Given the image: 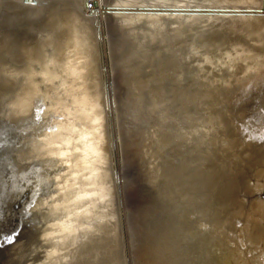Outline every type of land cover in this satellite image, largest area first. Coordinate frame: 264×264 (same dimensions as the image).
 I'll use <instances>...</instances> for the list:
<instances>
[{
  "label": "rangeland",
  "instance_id": "obj_1",
  "mask_svg": "<svg viewBox=\"0 0 264 264\" xmlns=\"http://www.w3.org/2000/svg\"><path fill=\"white\" fill-rule=\"evenodd\" d=\"M105 2L102 19L112 51L110 77L118 116L119 158L112 160L117 189L112 188L99 206L82 213L71 225L75 253L82 259L90 258L95 251L100 256L97 263L106 264H122V258L127 260L124 264H206L205 225L196 224V217L201 215L204 194L200 189L205 173L195 161L204 154L205 109L201 105L190 109L169 95L170 88L162 83L157 55L161 48L148 47L147 40L140 38L150 25L149 19L134 12V17H113L109 2L108 6ZM124 19L130 20L125 23ZM63 22L64 32L55 53L43 55L33 44L24 47L22 61L7 59L0 63V124L4 125L0 147V240L7 242L19 228H25L26 232L22 230L17 237L26 236L24 240L33 246L31 252L38 237L30 234L24 224L37 221L44 208L40 197L63 172L95 158L88 153L93 138L88 134L91 111L82 106V116L75 117L73 109L81 107L76 100L91 69L95 77L88 85L100 87L102 81L99 59L96 61V31H92L90 17H65ZM73 28L80 33L72 35ZM95 37L97 40L96 33ZM118 37L124 40L118 42ZM64 39L68 42L65 47L61 44ZM129 107L132 113L124 110ZM62 124L71 132L67 128L69 132H64L63 138L50 139ZM99 142L106 145L105 138ZM116 212L123 232L119 253L109 256L117 251L113 247L118 239ZM101 224L108 226L107 234L99 229ZM91 227L97 232L87 237L84 233ZM83 242L87 247H82ZM1 247L0 243L2 251Z\"/></svg>",
  "mask_w": 264,
  "mask_h": 264
},
{
  "label": "bare ground",
  "instance_id": "obj_2",
  "mask_svg": "<svg viewBox=\"0 0 264 264\" xmlns=\"http://www.w3.org/2000/svg\"><path fill=\"white\" fill-rule=\"evenodd\" d=\"M9 1L0 0V9L11 8L13 3ZM54 1L60 2L63 18L84 16L93 21L99 17L102 45L95 39L93 28L92 31L102 81L100 87L88 85L95 77V70L91 69L81 96L74 98L81 107L73 109L75 117L82 116V106L91 111L88 134L93 138L88 153L95 158L89 164L63 172L47 194L40 197L44 208L37 221L35 218L36 222L24 224L30 234L38 237L28 264H106L97 263L100 256L95 251L93 256L89 255L91 259H80L70 233L71 225L82 213L99 206L103 196L115 189L112 163L115 157L119 158L118 116L110 77L112 53L107 25L102 19L103 0H90V4H84L86 0ZM105 1L109 2L113 17L138 15L149 19L150 25L140 38L147 40L148 47L161 48L157 55L162 83L170 88L169 95L190 109L200 105L205 109L204 154L195 161L205 173L200 189L204 194L201 215L196 217V224L205 225L206 264H264V0ZM126 20L125 23L130 19ZM73 29L72 35L80 33ZM122 38L116 40L122 42ZM66 40L61 42L64 47ZM102 58L105 75L109 72L106 85ZM124 110L132 113L130 107ZM67 128L63 124L57 127L50 139L63 138L64 132L70 131ZM101 138L106 139L104 147L99 142ZM119 219L116 212L118 239L113 247L117 251L109 256L119 253L118 242L123 232ZM107 227L99 225L104 234ZM22 230L26 229L19 228L15 236H20ZM96 232L91 227L84 234L89 237ZM82 247H87V243L83 242ZM124 261L122 258V264Z\"/></svg>",
  "mask_w": 264,
  "mask_h": 264
},
{
  "label": "water",
  "instance_id": "obj_3",
  "mask_svg": "<svg viewBox=\"0 0 264 264\" xmlns=\"http://www.w3.org/2000/svg\"><path fill=\"white\" fill-rule=\"evenodd\" d=\"M60 7V2L54 0H15L11 8L0 9V63L7 59L22 61L25 58L24 47L33 44L37 45L43 55L55 53L64 32V15ZM91 27L96 31L98 43L101 44L98 16L91 22ZM103 62L102 58L100 63L104 69ZM103 71L105 77V69ZM104 83L106 85L105 78ZM114 188L117 189L116 184ZM25 238L14 236L8 242L4 238L0 240V264H28L31 261L33 253L30 250L33 246ZM17 253L18 258L15 259Z\"/></svg>",
  "mask_w": 264,
  "mask_h": 264
},
{
  "label": "snow or ice",
  "instance_id": "obj_4",
  "mask_svg": "<svg viewBox=\"0 0 264 264\" xmlns=\"http://www.w3.org/2000/svg\"><path fill=\"white\" fill-rule=\"evenodd\" d=\"M3 128H4V125L0 124V147L3 146V131H2Z\"/></svg>",
  "mask_w": 264,
  "mask_h": 264
}]
</instances>
